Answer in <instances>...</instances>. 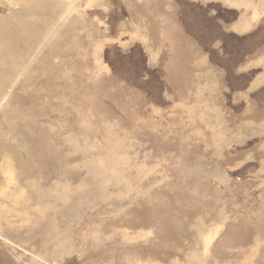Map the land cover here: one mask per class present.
Masks as SVG:
<instances>
[{
	"label": "rangeland",
	"instance_id": "rangeland-1",
	"mask_svg": "<svg viewBox=\"0 0 264 264\" xmlns=\"http://www.w3.org/2000/svg\"><path fill=\"white\" fill-rule=\"evenodd\" d=\"M0 170V264H264V0H0Z\"/></svg>",
	"mask_w": 264,
	"mask_h": 264
},
{
	"label": "bare ground",
	"instance_id": "bare-ground-1",
	"mask_svg": "<svg viewBox=\"0 0 264 264\" xmlns=\"http://www.w3.org/2000/svg\"><path fill=\"white\" fill-rule=\"evenodd\" d=\"M7 1V0H6ZM5 6V5H4ZM39 9V8H38ZM11 10V9H10ZM21 10V9H20ZM40 11V10H39ZM45 11V10H44ZM21 12V11H20ZM46 12V11H45ZM23 13V12H22ZM4 14V13H3ZM40 15V14H39ZM6 16V15H5ZM19 16V15H18ZM42 16V15H41ZM19 18V17H17ZM22 19V18H21ZM22 25V24H20ZM7 26V25H6ZM13 26V25H12ZM15 26V25H14ZM11 30V29H10ZM44 30V29H43ZM42 30V31H43ZM2 32V31H1ZM10 32V31H9ZM12 32V31H11ZM4 34V33H3ZM22 36V34H21ZM28 37V35H27ZM16 40V39H15ZM26 40V39H25ZM17 41V40H16ZM15 41V42H16ZM39 41V40H38ZM23 43V42H22ZM26 43V42H25ZM17 46V45H16ZM18 48V47H17ZM18 51V50H17ZM2 147V146H1ZM3 154V153H2ZM6 158V157H5ZM16 158V157H15ZM10 159V158H9ZM11 163V162H9ZM110 163V162H109ZM3 165V164H2ZM1 165V166H2ZM89 165V164H88ZM10 168V166H8ZM93 167V166H92ZM2 169V168H1ZM103 170V169H102ZM14 173V172H13ZM13 173H9V175L7 176L8 179L7 181L4 182V184L6 185V188H8L10 185L12 186L13 190H5V189H0V205L6 201V202H11L12 205H14L16 207V176L15 178H13ZM7 174V173H6ZM0 175H2L1 170H0ZM95 175V174H94ZM102 177V176H101ZM2 181V180H0ZM102 181V180H101ZM2 184V183H1ZM34 189V188H33ZM36 189V188H35ZM5 204V203H4ZM5 210V209H4ZM3 210V211H4ZM6 211V210H5ZM4 215V214H3ZM5 216V215H4ZM8 215H6L7 217ZM10 217V216H9ZM11 217H13V215H11ZM5 218V217H4ZM10 219V218H9ZM15 219V217H14ZM2 220V219H1ZM12 226V225H11ZM64 241V240H63ZM63 243V242H62Z\"/></svg>",
	"mask_w": 264,
	"mask_h": 264
},
{
	"label": "crops",
	"instance_id": "crops-1",
	"mask_svg": "<svg viewBox=\"0 0 264 264\" xmlns=\"http://www.w3.org/2000/svg\"><path fill=\"white\" fill-rule=\"evenodd\" d=\"M258 82H259V78H258ZM256 83V82H255Z\"/></svg>",
	"mask_w": 264,
	"mask_h": 264
}]
</instances>
